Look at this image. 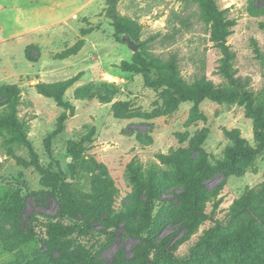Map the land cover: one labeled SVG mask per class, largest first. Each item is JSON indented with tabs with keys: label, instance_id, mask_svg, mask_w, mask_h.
<instances>
[{
	"label": "rangeland",
	"instance_id": "rangeland-1",
	"mask_svg": "<svg viewBox=\"0 0 264 264\" xmlns=\"http://www.w3.org/2000/svg\"><path fill=\"white\" fill-rule=\"evenodd\" d=\"M215 1L233 23L230 74L241 93L264 99V10L251 12L264 0ZM112 10L139 27L135 42L148 60L172 62L188 83L233 87L213 22L196 0H0V89L18 86L16 117L37 156L0 128V264H113L120 252L130 264H150V237L187 257L237 199L263 187L264 150L225 162L230 132L256 145L240 95L179 101L123 71L135 52L115 35ZM74 78L64 105L37 88ZM197 158L215 169L202 183L205 215L188 235L190 186L171 162ZM49 222L76 231L53 238Z\"/></svg>",
	"mask_w": 264,
	"mask_h": 264
},
{
	"label": "trees",
	"instance_id": "trees-1",
	"mask_svg": "<svg viewBox=\"0 0 264 264\" xmlns=\"http://www.w3.org/2000/svg\"><path fill=\"white\" fill-rule=\"evenodd\" d=\"M202 5V12L205 17L213 22L211 31L212 39L221 48L224 54L222 64L223 72L226 74L229 83L233 87L217 86L211 81L201 79L188 83L177 72L175 65L169 61L148 60L140 52H135L132 62L123 60L120 68L127 72H136L144 76L146 86L155 88H167L179 101L192 100L196 103L205 98L217 102H232L239 94L242 102L254 121V138L256 145L249 146L244 137L238 131L230 132L229 135L234 141L225 157L228 164H239L246 158L252 157L264 150V99L254 96L252 92L241 93L240 80L230 74L229 66L232 54L227 45V37L232 33L233 23L226 16V9H220L215 0H196ZM264 7L251 8L253 14L261 13ZM115 35L123 40V36H130L134 41L139 38V27L133 20L120 16L112 10ZM77 78L66 80L60 83H39L38 91L45 96L54 98L60 105H64L63 94ZM240 92V93H238ZM0 106L7 105L6 111L0 113V128L8 130L10 143L29 144L26 137V128L22 126L16 117L18 103V86L7 85L0 89ZM63 120L61 116L60 121ZM61 127V126H59ZM75 143L70 142V151H75ZM30 147L31 155L36 159V152ZM171 162L177 167L180 179L189 184L187 209V225L192 226L188 235L192 234L197 227L198 219L205 215L207 192L203 188V181L215 169V166H208L202 159L179 161L173 159ZM42 173L44 169L37 164ZM133 181L139 184L138 176H133ZM167 203H169L167 201ZM173 214V213H172ZM175 215V212L174 214ZM71 225H64L59 222H49L47 232L53 238H65L75 232ZM149 252H151L150 264H264V183L263 187L248 189L231 206L228 218L225 221L217 220L198 239L193 246L189 256L178 257L174 251L177 245L168 246L164 241H158L150 237L148 240ZM145 263V262H144ZM113 264H130L126 256L120 252Z\"/></svg>",
	"mask_w": 264,
	"mask_h": 264
},
{
	"label": "water",
	"instance_id": "water-1",
	"mask_svg": "<svg viewBox=\"0 0 264 264\" xmlns=\"http://www.w3.org/2000/svg\"><path fill=\"white\" fill-rule=\"evenodd\" d=\"M122 38L133 52H137L139 50L140 44L136 43L132 37L123 36Z\"/></svg>",
	"mask_w": 264,
	"mask_h": 264
}]
</instances>
